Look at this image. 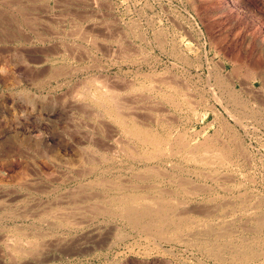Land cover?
Segmentation results:
<instances>
[{
  "label": "rangeland",
  "instance_id": "rangeland-1",
  "mask_svg": "<svg viewBox=\"0 0 264 264\" xmlns=\"http://www.w3.org/2000/svg\"><path fill=\"white\" fill-rule=\"evenodd\" d=\"M261 220L264 0H0V264H264Z\"/></svg>",
  "mask_w": 264,
  "mask_h": 264
},
{
  "label": "bare ground",
  "instance_id": "bare-ground-1",
  "mask_svg": "<svg viewBox=\"0 0 264 264\" xmlns=\"http://www.w3.org/2000/svg\"><path fill=\"white\" fill-rule=\"evenodd\" d=\"M77 32V31H76ZM95 45V44H94ZM96 67V66H95ZM74 70V69H73ZM148 74V73H147ZM87 78V77H86ZM131 79V78H130ZM92 80H94V79H92ZM174 81V80H173ZM97 83V82H96ZM110 83H112V82H110ZM101 84V83H100ZM126 85V84H125ZM124 85V86H125ZM229 85V84H228ZM120 86V85H119ZM127 86V85H126ZM86 87V86H85ZM108 88V87H107ZM118 90V89H117ZM107 92V91H106ZM176 92H177V90H176ZM236 92V91H235ZM118 93V92H117ZM181 93V92H180ZM82 94V93H81ZM112 95V94H111ZM104 96L106 97V96H108V95H106V94H100V96H99V99L101 100V102H103L104 103ZM124 96H125V94H124ZM79 97V96H78ZM131 97V96H130ZM110 99V98H109ZM123 99V98H122ZM125 99V98H124ZM132 99V98H131ZM111 100H113V98L111 99ZM110 100V101H111ZM126 101V100H125ZM114 102V101H113ZM116 102V101H115ZM115 102L114 103H111V105H110V108L109 109H113L114 110V108H115V110L116 109H120L121 108V104H120V108H119V106L116 108L115 106H117V105H115ZM119 103V102H118ZM128 103V102H127ZM162 104V103H161ZM221 104V103H220ZM101 105H104V104H101ZM119 105V104H118ZM238 105V104H237ZM112 106H114V108H112ZM177 106V105H176ZM125 107V106H124ZM243 107H245V106H243ZM129 108V107H128ZM152 108V107H151ZM133 109V108H132ZM129 110H131V109H129ZM228 111V110H227ZM130 112V111H129ZM229 112V111H228ZM87 113V112H86ZM243 113V112H242ZM96 115V114H95ZM134 116V115H133ZM139 116V115H138ZM167 116V115H166ZM83 121V120H82ZM96 121V120H95ZM90 123V122H89ZM243 124V123H242ZM89 127V126H88ZM101 128V127H100ZM91 130V129H90ZM224 130V129H223ZM134 131V130H133ZM81 133V132H80ZM83 134V133H82ZM85 136V135H84ZM92 136V135H91ZM119 144V143H118ZM225 144V143H224ZM100 145V144H99ZM115 146V145H114ZM120 150H121V148H120ZM135 150V149H134ZM241 151V150H240ZM88 153V152H87ZM246 154V153H245ZM247 155V154H246ZM91 157V156H90ZM84 159V158H83ZM86 159V158H85ZM90 167V166H89ZM156 168H157V166H155ZM154 166L152 167H150L151 169L152 168H155ZM88 168V167H87ZM91 168V167H90ZM95 168V167H94ZM149 168V167H148ZM90 170V169H89ZM155 170H157V169H155ZM154 170V171H155ZM56 172V171H55ZM85 172V171H84ZM179 172V171H178ZM200 172V171H199ZM50 173V172H49ZM54 173V172H53ZM156 173V172H155ZM158 173V172H157ZM203 173V172H202ZM206 173V172H205ZM51 174V173H50ZM162 174V173H161ZM146 175V174H145ZM159 175H160V172H159ZM51 176V175H50ZM47 177V176H46ZM136 177V176H135ZM142 177V176H141ZM210 177V176H209ZM215 177V176H214ZM222 177H224L223 175H222ZM138 178V177H137ZM180 178V177H179ZM212 178V177H211ZM41 179V178H40ZM124 179V178H123ZM182 179H183V177H182ZM185 179V178H184ZM231 180V179H230ZM109 181V180H108ZM182 181V180H181ZM28 182V181H27ZM190 182V181H189ZM110 183V182H109ZM29 184H31V183H29ZM180 184V183H179ZM32 185V184H31ZM88 185V184H87ZM146 185V184H145ZM223 185V184H222ZM110 186V185H109ZM137 186H138V184H137ZM140 186V185H139ZM152 186V185H151ZM191 186H193V185H191ZM190 187V186H189ZM204 187V186H203ZM40 188V187H39ZM43 188V187H42ZM167 189V188H166ZM69 190V189H68ZM66 191V190H65ZM184 191H185V189H184ZM246 191V190H245ZM188 192V191H187ZM99 193V192H98ZM179 194V193H178ZM3 195V194H2ZM91 195V194H90ZM94 195V194H93ZM15 197V196H14ZM145 197V196H144ZM152 197V196H151ZM246 197V196H245ZM60 198V197H59ZM135 198V197H134ZM137 198V197H136ZM140 198V197H139ZM158 198V197H157ZM225 198V197H224ZM239 198H240V196H239ZM134 200H136V199H134ZM242 200V199H241ZM6 204V203H5ZM185 204V203H184ZM231 205H233V204H231ZM104 206V205H103ZM23 207V206H22ZM67 208V207H66ZM65 208V209H66ZM89 208V207H88ZM109 209V208H108ZM161 209H164V208H162V206H161V203L159 202V204H157V206H156V210H153V209H151L150 207H148L146 204H143V206H141V208L140 209H138V208H136V209H129V210H126L124 213H126L127 215H133V214H135V213H140V214H143V215H145V216H150L151 217V215L152 216H158V217H160V215H161ZM92 210V209H91ZM190 210H191V208H190ZM90 211V210H89ZM235 211V210H234ZM13 212V211H12ZM79 212V211H78ZM193 212V211H192ZM107 213V212H106ZM196 213V212H195ZM60 214V213H59ZM77 214V213H76ZM80 214V213H79ZM112 214V213H111ZM177 214V213H176ZM188 215V214H187ZM162 216V215H161ZM165 216V215H164ZM164 216H162V217H160V219H162ZM239 217V216H238ZM151 220V219H150ZM246 220V219H245ZM258 220H260V219H258ZM161 221V220H160ZM248 221V220H247ZM174 222V221H173ZM180 222V221H179ZM258 222V221H257ZM177 223V222H176ZM258 224H260V225H262V224H264V222H262V220L258 223ZM234 225V224H233ZM263 226V225H262ZM246 227V226H245ZM248 227V226H247ZM146 228V227H145ZM228 228V227H227ZM214 229V228H213ZM148 230V229H147ZM164 230V229H163ZM212 232V231H211ZM29 233V232H28ZM216 233V232H215ZM227 236V235H226ZM244 238V237H243ZM191 239V238H190ZM27 242V241H26ZM45 243V242H44ZM183 243V242H182ZM7 245H8V243H7ZM45 245V244H44ZM47 246V245H46ZM42 247V246H41ZM43 248V247H42ZM7 249V248H6ZM18 249H21V248H19L18 246H17V248L16 249H14L15 251H17ZM50 249V248H49ZM48 249V250H49ZM22 250V249H21ZM19 251V250H18ZM36 251V250H35ZM221 251V250H220ZM37 253V252H36ZM12 254V253H11ZM31 254V253H30ZM221 254V253H220ZM222 256V255H221ZM37 258V257H36ZM44 259V258H43ZM26 260V259H25ZM37 260V259H36ZM226 260V259H225ZM11 261V260H10ZM28 264V263H27Z\"/></svg>",
  "mask_w": 264,
  "mask_h": 264
}]
</instances>
